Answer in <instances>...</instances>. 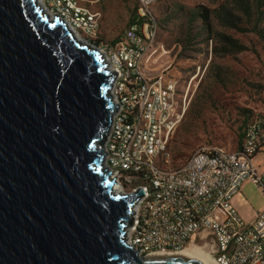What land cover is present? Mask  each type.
I'll return each mask as SVG.
<instances>
[{"label": "water", "instance_id": "95a60500", "mask_svg": "<svg viewBox=\"0 0 264 264\" xmlns=\"http://www.w3.org/2000/svg\"><path fill=\"white\" fill-rule=\"evenodd\" d=\"M34 0H0V264H206L137 255L99 143L113 104L102 53Z\"/></svg>", "mask_w": 264, "mask_h": 264}, {"label": "built area", "instance_id": "2783aa9c", "mask_svg": "<svg viewBox=\"0 0 264 264\" xmlns=\"http://www.w3.org/2000/svg\"><path fill=\"white\" fill-rule=\"evenodd\" d=\"M34 1L76 39L98 49L107 71L114 72L108 87L113 108L99 143L101 165L122 192L142 190L130 206L125 243L137 255L197 245L218 264H264V169L252 162L264 144V117L245 123L236 149L200 144L176 166L163 162L185 97L168 70L174 53L156 39L150 20L151 6L165 0H134L137 20L111 42L99 39L100 13L83 0ZM245 179L263 198L251 219L231 203ZM132 180L134 186L122 187Z\"/></svg>", "mask_w": 264, "mask_h": 264}, {"label": "rangeland", "instance_id": "374dc122", "mask_svg": "<svg viewBox=\"0 0 264 264\" xmlns=\"http://www.w3.org/2000/svg\"><path fill=\"white\" fill-rule=\"evenodd\" d=\"M224 1L165 0L151 6L156 39L171 48L170 55L174 53L168 70L178 78V94L185 93L184 110L166 143L167 160L163 162L170 167L180 164L200 144L234 149L240 143L244 121L264 117V42L252 31H238L218 23L211 13L212 29L208 31L194 15L195 9L210 12ZM83 2L100 13L98 35L105 41L126 26L135 4L134 0ZM217 32L229 34L246 47L223 50L224 43ZM134 185L132 180L122 187ZM235 196L231 198L232 205L243 218L263 202L250 180L242 181Z\"/></svg>", "mask_w": 264, "mask_h": 264}, {"label": "trees", "instance_id": "16d2710c", "mask_svg": "<svg viewBox=\"0 0 264 264\" xmlns=\"http://www.w3.org/2000/svg\"><path fill=\"white\" fill-rule=\"evenodd\" d=\"M263 5L264 0H225L216 8L211 9L210 12L205 8H202L201 10L195 9L194 15L200 19V23L204 25L208 31H211L212 29L211 24L209 23L211 22V20H209V15L211 13L212 17L216 19L218 23L238 31H252L262 42H264ZM151 16L152 17L150 20H155L152 12ZM136 20L134 4L126 26L130 25ZM217 35H219L220 39H222V42L224 43V46H222L223 50H241L246 47L242 42L238 41L236 38L230 36L227 33L217 32ZM99 39L103 38L99 37ZM112 40L113 39H110L109 41L111 42ZM250 119L251 118H248L246 121H244L243 125L241 126L239 133L240 141L243 136V127Z\"/></svg>", "mask_w": 264, "mask_h": 264}, {"label": "bare ground", "instance_id": "6f19581e", "mask_svg": "<svg viewBox=\"0 0 264 264\" xmlns=\"http://www.w3.org/2000/svg\"><path fill=\"white\" fill-rule=\"evenodd\" d=\"M73 36H75V35L73 34ZM101 163H102V161H101ZM112 188L114 191H121L122 192V188H120V186L117 183L112 184ZM179 251H184L188 254H191V255L201 259L206 264H218L202 247H199L197 245H185L183 248L178 250L176 253H178Z\"/></svg>", "mask_w": 264, "mask_h": 264}, {"label": "crops", "instance_id": "0c3cea01", "mask_svg": "<svg viewBox=\"0 0 264 264\" xmlns=\"http://www.w3.org/2000/svg\"><path fill=\"white\" fill-rule=\"evenodd\" d=\"M240 144V143H239ZM239 145H237L234 149H236ZM252 162L253 164L258 168V169H264V144H262V146L260 147V149L255 152V154L252 156ZM243 181H248L247 179L243 180ZM236 195V194H235ZM235 195H233L231 198L234 200L235 199ZM232 201V200H231ZM233 204V201H232ZM263 202H261V204L259 206H257V208L254 209V212L258 209H260L262 207ZM250 214L249 216L247 215L245 218L246 219H251L253 217V214Z\"/></svg>", "mask_w": 264, "mask_h": 264}, {"label": "clouds", "instance_id": "9594fccd", "mask_svg": "<svg viewBox=\"0 0 264 264\" xmlns=\"http://www.w3.org/2000/svg\"><path fill=\"white\" fill-rule=\"evenodd\" d=\"M44 14H45V13H44ZM44 16H46V14H45ZM52 17H55V16H52ZM52 17H51V18H52ZM56 18H57V17H56ZM57 19H58V18H57ZM58 20H59V19H58Z\"/></svg>", "mask_w": 264, "mask_h": 264}]
</instances>
